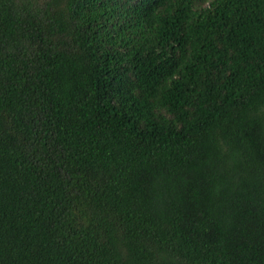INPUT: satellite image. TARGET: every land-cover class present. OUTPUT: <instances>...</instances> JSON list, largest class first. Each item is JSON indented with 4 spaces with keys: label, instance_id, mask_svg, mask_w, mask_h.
Instances as JSON below:
<instances>
[{
    "label": "trees",
    "instance_id": "16d2710c",
    "mask_svg": "<svg viewBox=\"0 0 264 264\" xmlns=\"http://www.w3.org/2000/svg\"><path fill=\"white\" fill-rule=\"evenodd\" d=\"M0 264H264V0H0Z\"/></svg>",
    "mask_w": 264,
    "mask_h": 264
}]
</instances>
